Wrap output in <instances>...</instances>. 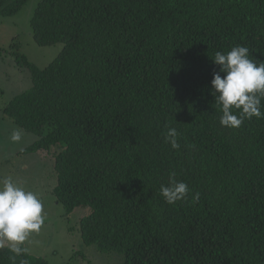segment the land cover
<instances>
[{
  "label": "trees",
  "instance_id": "obj_1",
  "mask_svg": "<svg viewBox=\"0 0 264 264\" xmlns=\"http://www.w3.org/2000/svg\"><path fill=\"white\" fill-rule=\"evenodd\" d=\"M29 26L63 47L43 68L14 54L31 85L1 111L36 137L22 154L57 149V204L90 209L82 243L122 264H264V118L224 127L211 95L217 51L264 62V0H39ZM177 181L189 193L168 204ZM10 249L0 264H48Z\"/></svg>",
  "mask_w": 264,
  "mask_h": 264
},
{
  "label": "rangeland",
  "instance_id": "obj_2",
  "mask_svg": "<svg viewBox=\"0 0 264 264\" xmlns=\"http://www.w3.org/2000/svg\"><path fill=\"white\" fill-rule=\"evenodd\" d=\"M38 1L29 0L13 17H0V179L11 177L20 186L37 193L42 201L44 224L22 245L29 255L43 258L48 264H122L119 254L101 252L95 245L82 243L79 223L89 214L88 207H78L67 214L57 204L53 196L56 185L53 154L57 149L22 154L35 143L36 137L17 128L1 111L31 85L26 72L15 65L14 54L25 55L31 63L43 68L63 47L58 44L41 48L33 42L29 21ZM14 130L21 132L18 143L11 140ZM9 246L7 241L0 242V248Z\"/></svg>",
  "mask_w": 264,
  "mask_h": 264
},
{
  "label": "clouds",
  "instance_id": "obj_3",
  "mask_svg": "<svg viewBox=\"0 0 264 264\" xmlns=\"http://www.w3.org/2000/svg\"><path fill=\"white\" fill-rule=\"evenodd\" d=\"M212 61L219 67L211 81V95L221 108V125L239 128L244 119L264 118V112L261 111V101L264 100V62L254 60L250 57L249 49L241 45L227 52L217 51ZM177 138V130L170 128L165 141L177 149ZM21 139V132L14 130L12 142L18 143ZM160 192L168 204H175L186 198L189 188L184 182L177 181L169 186H161ZM43 211L37 193L20 186L11 177L0 179V242H9L10 250L17 256L26 251L22 245L30 235L41 230L45 220Z\"/></svg>",
  "mask_w": 264,
  "mask_h": 264
}]
</instances>
